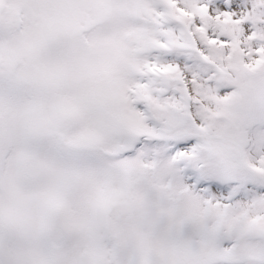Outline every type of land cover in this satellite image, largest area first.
Masks as SVG:
<instances>
[{
    "label": "snow or ice",
    "instance_id": "1",
    "mask_svg": "<svg viewBox=\"0 0 264 264\" xmlns=\"http://www.w3.org/2000/svg\"><path fill=\"white\" fill-rule=\"evenodd\" d=\"M0 264H264V0H0Z\"/></svg>",
    "mask_w": 264,
    "mask_h": 264
}]
</instances>
